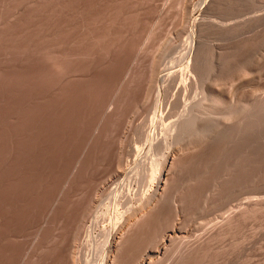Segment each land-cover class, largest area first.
Here are the masks:
<instances>
[{
	"label": "rangeland",
	"instance_id": "obj_1",
	"mask_svg": "<svg viewBox=\"0 0 264 264\" xmlns=\"http://www.w3.org/2000/svg\"><path fill=\"white\" fill-rule=\"evenodd\" d=\"M169 154L115 264H264V0H0V264H100Z\"/></svg>",
	"mask_w": 264,
	"mask_h": 264
},
{
	"label": "bare ground",
	"instance_id": "obj_2",
	"mask_svg": "<svg viewBox=\"0 0 264 264\" xmlns=\"http://www.w3.org/2000/svg\"><path fill=\"white\" fill-rule=\"evenodd\" d=\"M209 2H210V0H209ZM202 4H204V3H202ZM213 7V6H212ZM206 8V7H205ZM205 16H207V15H205ZM260 16V15H259ZM260 18V17H259ZM205 19V18H204ZM198 20V22L197 21H195V23H194V26H193V29H195V28H197V27H200L199 29V31H201V28L204 30V28L206 29L207 27H206V24H207V22H205V20ZM234 19V18H233ZM196 20V19H195ZM254 20V19H253ZM249 22V21H248ZM257 22V21H256ZM262 22H263V20H262ZM206 23V24H205ZM252 23V22H251ZM254 23V22H253ZM209 24V23H208ZM229 24V23H228ZM238 24V23H237ZM262 25V24H261ZM212 26V25H211ZM210 26V27H211ZM238 26V25H237ZM245 27H247L246 25H244ZM244 26H242V27H244ZM251 26V25H250ZM230 27V26H229ZM236 27V26H235ZM239 27V26H238ZM256 27V26H255ZM208 28H209V26H208ZM237 28V27H236ZM240 28V27H239ZM211 29V28H210ZM228 29V28H227ZM238 30V29H237ZM236 30V31H237ZM242 30V29H241ZM208 31V30H207ZM194 32V31H193ZM204 33H205V31H203ZM232 32H233V30H232ZM238 32V31H237ZM242 32V31H241ZM195 33V32H194ZM193 36V35H192ZM191 36V37H192ZM192 41H191V44H190V47H191V53L190 54H194V60H193V62H192V60L190 61H188V62H186V64L184 65V68L182 69L181 67V69L182 70H180V71H175L174 69H173V71H172V73L170 74L169 72V74L168 75H162V76H165V79H164V81L163 82H165V83H170V82H174V81H177V80H180L181 82H178V83H180L179 85H178V88H179V91L180 90H182V87H184V89L185 88H187V86H189V84H191L192 83V81H193V83H195V81H194V79L192 78V76L191 75H189L188 74V71L190 72V69H196V67H197V64H198V60L200 59H198V57L199 56H197V50H198V47H197V49H196V47H195V39H191ZM201 45V44H200ZM201 46H199V48H200ZM190 59H191V57H190ZM198 66H199V64H198ZM197 69H198V67H197ZM170 71V72H171ZM196 72V71H195ZM129 74V73H128ZM153 74V73H152ZM196 74H198V73H196ZM130 75V74H129ZM188 75L190 76V79H189V77H188ZM128 76V75H127ZM152 76V75H151ZM158 77V76H157ZM157 77H156V79H157ZM153 80V79H152ZM189 80H190V82H189ZM192 80V81H191ZM154 81V80H153ZM152 81V82H153ZM157 82V81H156ZM175 84H176V82H175ZM166 85V84H165ZM171 85V84H170ZM174 86V85H173ZM182 86V87H181ZM191 86H192V84H191ZM177 87V86H176ZM190 87V86H189ZM178 88H176V90L178 89ZM165 89V88H164ZM183 89V90H184ZM186 90V89H185ZM178 92V91H177ZM213 96V95H212ZM167 97V96H166ZM175 97V96H174ZM206 98V97H205ZM213 98H215V96H213L212 97V100H213ZM162 99V98H161ZM220 99V98H219ZM166 100V99H165ZM209 100V99H208ZM207 99L205 100V101H208ZM211 100V99H210ZM204 101V100H203ZM214 101V100H213ZM217 101V100H216ZM162 102V101H161ZM202 102V101H201ZM200 102V103H201ZM218 102V101H217ZM213 103V102H212ZM214 103H215V101H214ZM213 103V104H214ZM199 104V103H198ZM202 104H204V103H202ZM201 104V105H202ZM158 105V104H157ZM200 105V104H199ZM199 105H198V107H199ZM200 105V106H201ZM111 106H113V103H112V105ZM167 107V106H166ZM202 107V106H201ZM232 109V108H231ZM241 111V110H240ZM161 118V117H160ZM192 118H194V116L192 117ZM192 118H190V120L189 121H192V122H194V120H192ZM197 118V117H196ZM195 119V118H194ZM162 120V119H161ZM233 120V119H232ZM189 121H187L188 123H189ZM224 121V120H223ZM187 122H185V124L187 123ZM191 122V123H192ZM161 123V122H160ZM166 123V122H165ZM156 125H157V123H156ZM177 124H175V126H176ZM187 125H190V124H187ZM193 125H194V123H193ZM159 126H160V124H159ZM158 126V127H159ZM174 127V126H173ZM166 129V128H165ZM172 129V128H171ZM175 129V128H174ZM164 131V130H163ZM172 131V130H171ZM167 134V133H166ZM156 136V135H155ZM167 136V135H166ZM170 136V135H169ZM152 138H154V136L152 137ZM147 139H148V137H147ZM154 142V141H153ZM173 156L171 155V154H169L167 157H166V159H165V161H164V164L162 165L163 167H162V169H161V171H160V176H159V178H158V185H157V189L154 191V194L152 195V196H150V198H145L146 199V202H147V205H146V203H145V200H144V203H145V205H146V209H145V206H144V203H143V209L141 208L140 209V211H142L140 214H138V213H136L138 216L137 217H134L133 216V218H135V219H133V220H130V221H124L120 226H118L112 233H111V236L109 235V233H108V235H109V239L107 240L108 242L106 243V246H105V251L104 250H100V252L101 251H103V255H102V259H100L101 260V263L100 264H115V257L117 256V255H115V254H113L114 253V251H113V249H114V247L116 246V244H117V241L118 240H120V238H121V236L124 234L125 235V233L128 231V235H130L131 233H133V231H134V233L132 234V235H130L131 236V239L133 240V238H132V236L135 234V231L139 228V227H143L142 225L146 222V220L147 219H149V216H152V215H150V214H153V211H155V209L156 208H158L157 206L163 201V197H164V194H165V191H166V187H165V179L167 178V175H168V172H169V174H170V167H171V164L173 163V158H172ZM175 161V160H174ZM136 162V161H135ZM175 164V163H174ZM173 165V164H172ZM175 169V168H174ZM157 172H159V171H157ZM137 173V172H136ZM163 204V203H162ZM145 209V210H144ZM242 213V212H241ZM136 214H135V216H136ZM179 215V214H178ZM146 224H148V223H146ZM233 224V223H232ZM174 225V224H173ZM224 225V224H223ZM148 226V225H147ZM145 228V227H144ZM143 228V229H144ZM147 228V227H146ZM127 229V230H126ZM141 230H142V228H140ZM140 229H138V230H140ZM126 230V231H125ZM124 231V233L123 234H121L122 232ZM169 231V230H168ZM166 232V233H164L163 234V236L161 237V241H160V239H159V241L161 242L159 245H158V247L156 248V247H154V248H156L155 250H152V248L151 249H147L146 251H145V253H144V255L142 256V260H141V262H139L140 264H153L154 262H155V260L157 259V258H159V257H161V256H165V253H166V251L168 250L167 249V247H168V245L171 243L172 244V242L174 241V238H176V237H178V235H177V232H178V230H177V228H176V225L172 228V230H170L169 232ZM111 232V231H110ZM139 232V231H138ZM139 234H141L140 232H139ZM104 235V234H103ZM127 235V233H126V236H128ZM150 235V234H149ZM177 235V236H176ZM185 236V235H184ZM123 237V240H125V238H124V236H122ZM129 237V236H128ZM181 237V236H180ZM188 238V237H187ZM102 239V238H101ZM128 239V238H127ZM158 239V238H157ZM100 240V239H99ZM150 240V239H149ZM208 240V239H207ZM101 241V240H100ZM121 242H119L120 244L122 243V245H123V242H122V240H120ZM201 242V241H200ZM98 243V242H97ZM130 243V242H129ZM155 243V242H154ZM157 243V242H156ZM119 244V246H121ZM124 244H125V242H124ZM152 244V243H151ZM170 244V245H171ZM97 245V244H96ZM105 245V244H104ZM126 245H128V244H126ZM193 245V244H192ZM97 247V246H96ZM117 247V246H116ZM124 247H126V246H124ZM188 247V246H187ZM95 248V247H94ZM102 248V247H101ZM123 248V247H122ZM185 248V247H184ZM200 248V247H199ZM97 249V248H96ZM104 249V248H103ZM117 251V250H116ZM120 251H121V249H120ZM184 251V250H183ZM186 251V250H185ZM93 252V251H92ZM96 252V251H95ZM118 253V252H117ZM69 254V253H68ZM74 254V253H73ZM92 254V253H91ZM95 254V253H94ZM100 254V253H99ZM183 254V253H182ZM187 254V253H186ZM185 254V255H186ZM77 255V254H76ZM73 256V255H72ZM85 256V255H84ZM119 256V255H118ZM87 257V256H86ZM100 257V256H99ZM73 258V257H72ZM95 258V257H94ZM117 260V259H116ZM97 261V260H96ZM79 262V261H78ZM118 262V261H117Z\"/></svg>",
	"mask_w": 264,
	"mask_h": 264
}]
</instances>
